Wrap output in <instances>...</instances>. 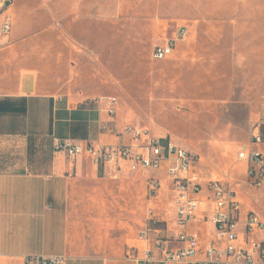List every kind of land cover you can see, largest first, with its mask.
Listing matches in <instances>:
<instances>
[{
  "label": "rangeland",
  "instance_id": "obj_1",
  "mask_svg": "<svg viewBox=\"0 0 264 264\" xmlns=\"http://www.w3.org/2000/svg\"><path fill=\"white\" fill-rule=\"evenodd\" d=\"M13 7L11 36L52 89L116 96L115 117L197 154L205 176L245 179L237 152L264 112V0H15ZM180 28L187 35L173 55L155 59L154 47ZM14 43L0 42V51ZM107 176L79 192L100 187L111 201L107 222L128 211L140 227L149 208L145 181ZM161 178L155 204L169 219L175 192L167 194L164 171ZM238 196L264 218V187L241 184Z\"/></svg>",
  "mask_w": 264,
  "mask_h": 264
},
{
  "label": "crops",
  "instance_id": "obj_2",
  "mask_svg": "<svg viewBox=\"0 0 264 264\" xmlns=\"http://www.w3.org/2000/svg\"><path fill=\"white\" fill-rule=\"evenodd\" d=\"M13 10L11 32L2 43L10 37L15 43L0 51V264H25L24 256L31 254H64L67 264H138L136 257L145 249L139 237L145 221L136 227L126 211L125 217L107 222L112 206L100 187L79 192L89 180L109 179L107 172L85 154L69 159L54 151L55 138L129 142L114 133L126 123L110 117L94 101L96 95L48 86L18 35L11 36L17 16ZM101 123L108 129L103 131ZM127 175L133 174L125 170L116 179ZM133 176L146 183L144 175ZM171 206L170 218L161 219L169 232H177L174 202ZM201 220L190 232L208 239L212 232Z\"/></svg>",
  "mask_w": 264,
  "mask_h": 264
},
{
  "label": "built area",
  "instance_id": "obj_3",
  "mask_svg": "<svg viewBox=\"0 0 264 264\" xmlns=\"http://www.w3.org/2000/svg\"><path fill=\"white\" fill-rule=\"evenodd\" d=\"M15 0H0V42L9 37ZM186 29L168 38L153 49L155 59L173 55L176 42L185 38ZM104 105L110 117H115L119 105L116 96L94 98ZM103 131L108 129L101 123ZM116 135L129 137V142L98 143L72 139L54 140V151L69 159L87 155L100 169L114 178L127 170L133 175H144L149 208L145 226L139 237L145 242L144 254L136 257L138 264H264V219L252 210L245 211L238 196L241 184L253 189L264 186V112L252 123L249 143L240 147L237 160L245 164V179L211 178L204 175L199 156L171 137L154 136L148 129L126 124L115 130ZM174 190L177 232H169L156 208L163 189L161 173ZM201 221L212 224L215 231L208 239L190 232V227ZM263 238H262V237ZM67 255H25V264H67Z\"/></svg>",
  "mask_w": 264,
  "mask_h": 264
}]
</instances>
